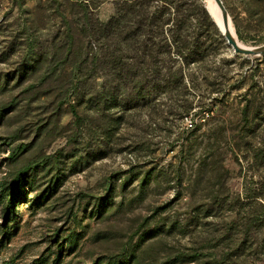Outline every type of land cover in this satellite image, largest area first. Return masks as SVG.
<instances>
[{"label": "rangeland", "instance_id": "rangeland-1", "mask_svg": "<svg viewBox=\"0 0 264 264\" xmlns=\"http://www.w3.org/2000/svg\"><path fill=\"white\" fill-rule=\"evenodd\" d=\"M222 1L264 44V0ZM118 2L0 0V264H264V55L235 53L206 0H138L172 49L122 52L160 87L108 91L88 32Z\"/></svg>", "mask_w": 264, "mask_h": 264}, {"label": "trees", "instance_id": "trees-1", "mask_svg": "<svg viewBox=\"0 0 264 264\" xmlns=\"http://www.w3.org/2000/svg\"><path fill=\"white\" fill-rule=\"evenodd\" d=\"M118 1L116 15L112 16L108 22L101 23L97 21V24H92L90 22L88 32L90 38L88 39L90 41H94L97 45V48L100 50V55L95 62L104 69L106 76L111 81V86H109L108 91L111 88L116 90L124 88L130 89L131 91L133 90L135 92L133 94H137L138 90L140 89L137 95L142 96L144 92L142 90H144L147 85H151L156 89L160 87L156 80L162 77V71L158 68L156 63H153V68H155L153 73L155 76H150V78H152L151 80L147 79L144 83H141L142 79L139 76L140 72L137 73L140 70L139 63H133L131 61L133 60V56L128 57L127 55H124L122 51L126 48V50H131L134 52L137 47L135 44L140 42H137L136 39H139L141 36H144L146 39V34H148L149 39H147V42L149 43L142 42V48H138L136 50L137 53L141 52L142 55L148 54L149 57L152 58L154 55H156V53L159 52L157 50H162V48L165 49V52H170L172 47L168 41L163 42L162 47H160V45L157 46L153 36L155 31H152L151 35L149 33L154 27L155 29H161L162 31L161 26L164 23H167V20L161 18H154V20H152V18L149 17L150 14L143 9L144 6L141 5L138 0ZM201 10L204 16L209 18L205 9ZM211 24L213 25L215 32L219 34V30L217 29L215 23L211 21ZM174 42L177 43V41ZM189 45L190 41H188L184 36V39L182 38L181 45L176 44L174 47L177 53L182 56L185 61H187V57H190L193 60H200V51L191 50ZM133 77L136 78L135 81H133ZM180 79H182V75L178 73V69H175L170 65L168 67L166 76L164 77L165 86L161 87L166 90H171ZM20 177L21 173H18L15 177L16 181H18ZM246 227L248 228L247 225ZM224 235L225 234L220 233V235L217 236L216 241L218 244H222L223 242H231V245L229 243H225L228 251L227 254L231 260L233 255L237 256V249L233 248L235 245L234 242L229 240L228 237H224ZM256 250L257 249H254L250 252L254 253Z\"/></svg>", "mask_w": 264, "mask_h": 264}, {"label": "water", "instance_id": "water-1", "mask_svg": "<svg viewBox=\"0 0 264 264\" xmlns=\"http://www.w3.org/2000/svg\"><path fill=\"white\" fill-rule=\"evenodd\" d=\"M217 5L219 6L222 14V20L224 24V30H222L219 25L216 23V25L219 27L220 31L222 32L223 36L226 38V41L228 42L229 45L233 48L234 52L237 54H244L247 56H260L264 55V44L258 45V46H242L239 45L236 38L232 35V33L228 29V21H229V16L226 11V8L223 4L222 0H214ZM226 27V29H225Z\"/></svg>", "mask_w": 264, "mask_h": 264}, {"label": "bare ground", "instance_id": "bare-ground-1", "mask_svg": "<svg viewBox=\"0 0 264 264\" xmlns=\"http://www.w3.org/2000/svg\"><path fill=\"white\" fill-rule=\"evenodd\" d=\"M206 7H207L209 13L211 14V16L214 18V20L219 25V27L222 30H224V24H223V20H222L221 10H220L219 6L217 5V3L214 0H206ZM225 29H226V27H225ZM228 29L232 33L234 38H236V36L233 32L232 24L230 23V21H228ZM236 40H237L239 45L247 47V45L239 42L237 38H236Z\"/></svg>", "mask_w": 264, "mask_h": 264}]
</instances>
